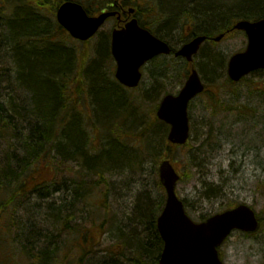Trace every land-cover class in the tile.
<instances>
[{
    "label": "rangeland",
    "instance_id": "1",
    "mask_svg": "<svg viewBox=\"0 0 264 264\" xmlns=\"http://www.w3.org/2000/svg\"><path fill=\"white\" fill-rule=\"evenodd\" d=\"M9 1L0 0V8H3L1 11L9 10L6 9ZM83 1L88 2L92 8L97 2ZM154 1L158 2H131L142 9L143 20L149 26L152 25L154 31H161L166 35V39L172 44L178 47L193 32L201 31L199 24L192 19L198 11L199 0H190L194 3L189 2L187 11H183L189 17L183 22L176 18L168 22L169 12L160 10L159 7L154 9L155 12H145L142 7L150 6ZM211 1L217 7L236 3L235 0ZM160 11L161 18L157 21ZM115 25L116 19L110 18L95 37L79 43L80 50L89 54V63L98 60L100 54L97 53V48L102 42L104 45L109 42L110 45L111 31ZM213 33L219 34V29L218 33ZM69 42L77 43L73 37H70ZM247 43L248 38L243 31H233L220 41H208L196 55L195 65L207 84V90L190 106L191 139L185 146L173 151L175 166L182 175L177 184V193L185 201L187 211L195 220H202L239 203L251 205L262 218L257 231L246 233L235 230L219 248L224 264L264 263V194L259 188L264 183V74L248 76L250 81L242 80L235 84L227 74L229 57L245 49ZM210 52L224 58L223 64L221 62L218 65L216 74L212 73L206 59H203ZM173 58L175 57L161 56L151 61L145 68L140 87L124 89L133 99L130 110L123 114L114 112L109 116L103 115L101 119L96 117L98 112H95L93 121L97 136L100 131L102 133L103 128L117 125L128 134V140H125L128 144L122 146V151L129 154L122 153L123 160L116 162V170L106 172L103 178L99 175L90 176L85 170L78 172L81 171L77 166L79 163L65 166L59 160L57 181L60 190L50 195V198L31 193L21 198L18 209L14 211L18 218L15 220L21 219L25 224L28 222V226L35 228L39 238L28 240L27 235L23 237L28 242L26 246L34 249V259L16 244L13 246V259L17 256L20 264H77V250L71 253V258L66 256L68 243L72 244L69 241L73 233L63 232V220L59 219L58 223L57 220L53 221L46 207L53 200H58V204L63 203V195L74 200L76 191L63 189L64 179L85 174L80 189L83 197L73 201L70 206L73 213L77 212L71 223L77 221V227L81 229H85V225L89 227L87 232L83 230L85 234H81L83 238L86 236L84 240L90 251L83 264H132L127 259L136 253L137 238L141 239L145 235L149 219L160 214V206L162 204L163 209L166 201V190L159 183V166L168 150L159 147L155 136L168 127L162 124L163 121H154L153 118H156V108L162 96L167 92H177L183 86L190 69L185 60ZM100 63V69L104 68V63H108L109 71H115V62L108 55L103 56ZM160 68L161 73L165 72L162 78H159ZM112 77L114 78L113 73ZM92 98L91 94V100L88 99L89 107H94ZM123 106L120 102L121 109ZM103 137L101 135L96 140L95 145L99 148L104 147V140L111 139ZM207 138V146H201ZM151 140L158 148H154L156 144ZM136 152L140 154L136 156L138 158L130 154ZM44 176L52 178L49 172ZM1 215L4 217L5 213ZM80 222L84 226H78ZM30 230L31 228L25 229L24 233ZM11 247V239L0 241V248L8 251ZM2 253L6 254L5 251Z\"/></svg>",
    "mask_w": 264,
    "mask_h": 264
},
{
    "label": "trees",
    "instance_id": "2",
    "mask_svg": "<svg viewBox=\"0 0 264 264\" xmlns=\"http://www.w3.org/2000/svg\"><path fill=\"white\" fill-rule=\"evenodd\" d=\"M64 1L66 0H10L9 7L6 8L9 10L1 11L3 8H0V219H7L0 224L3 226L0 227V233H5L6 238L14 234L12 238L16 242L12 241L8 254L15 253L14 244L19 245L21 250H30L22 235L28 229V223L25 224L21 219L16 221L18 218L14 211L18 209L21 198L28 193L50 198V195L60 190L57 181L59 160L65 166L79 163L77 166L81 171L78 172L85 170L87 175H99L103 178L106 172L116 170V162L122 159L123 154H129L122 151V146L128 144L125 141L128 140V134L119 125L103 128L102 133L100 131L97 136L93 121L95 112H98L96 117L99 119L114 112L123 114L130 110L133 102L131 95L125 92L127 90L112 77L113 72L109 71L108 63H104V68H99L103 56L108 55L113 61L109 42L99 45L98 60L89 63V54L80 50L78 41L76 44L69 42L70 34L56 19V10ZM76 1L82 2L91 15L107 7L113 8L109 6L112 0H97L93 8L86 1L87 4L83 0ZM235 1L230 6L217 7L211 0H199L198 11L192 17L199 28H202L198 33L212 36L213 31L218 33V29L219 32L230 31L239 19L264 18V0ZM189 2L191 1L158 0L142 8L150 13L159 7L160 10L169 12L168 22L175 18L183 22L189 18L183 12L187 11ZM141 12L139 7L134 15L138 17L140 24L152 29L153 26H149L141 17ZM161 13L160 11L156 17L157 21L161 18ZM130 16L127 13L116 19V25L122 26ZM154 32L161 38H167L161 31ZM194 34L196 33L193 32ZM203 59H206L207 66L214 74L218 72V65L224 62V58L215 52L208 53ZM203 71L206 72L204 67ZM262 73L264 74L263 69L251 75L257 77ZM5 75L8 76L3 78ZM152 75L155 77L154 73ZM164 76L165 72L161 73L160 68L159 78ZM242 80L250 81V78L247 76ZM91 94L94 107H89ZM120 102L124 104L122 109ZM139 106L140 103L137 107ZM153 119L160 121L157 116ZM162 124L169 128L166 123ZM168 128L155 136V139L159 147L168 150L164 158H170L174 163L176 157L173 151L186 144L170 143L167 139ZM101 135L111 137L104 140L105 143L101 142L104 144L103 148L95 145ZM208 141L207 138L201 146H207ZM154 148H158V145ZM130 154L135 158L140 155L138 152ZM46 172L52 178L44 176ZM84 175L77 174V177L64 179L63 189L76 191L74 200L67 197L68 200L63 195V203L58 204V200L48 204L46 202L47 213L52 220L62 219L63 232L73 233L69 241L72 244L68 243L66 256L71 258V253L77 250V264H83L90 253L87 241L84 240L86 236H82L85 234L83 230L87 232L89 227L85 225V229H81L77 227V221L71 223L77 212L73 213L70 206L73 201L83 197L80 189ZM159 183L162 185L160 181ZM214 188L212 190L215 192ZM259 188L264 194V183ZM161 210L162 204L160 212ZM1 213H5V216ZM156 218L155 214L149 219L145 235L141 239L137 238L136 253L127 259L132 264H160L164 242L158 231ZM78 224L84 226L81 222Z\"/></svg>",
    "mask_w": 264,
    "mask_h": 264
},
{
    "label": "water",
    "instance_id": "3",
    "mask_svg": "<svg viewBox=\"0 0 264 264\" xmlns=\"http://www.w3.org/2000/svg\"><path fill=\"white\" fill-rule=\"evenodd\" d=\"M115 14V11H103L90 15L82 3L66 0L59 5L56 18L72 37L86 41ZM234 28L245 31L248 37L246 49L233 54L228 62L230 79L239 81L252 71L264 69V18L254 21L241 19ZM223 36L222 33L214 39L219 41ZM206 40L207 35L194 36L175 55L192 61ZM172 50L167 41L140 25L135 16L112 31L111 52L117 63L115 76L128 87L139 85L143 75L141 68L146 62L160 54H170ZM204 89L205 83L198 69L193 67L180 91L167 93L161 99L156 114L170 125L168 140L171 143L182 145L189 139V104ZM159 172L167 195L165 206L157 218V227L164 241L160 264H224L218 247L232 231L253 232L258 229L255 210L244 203L213 214L206 220L195 221L177 193L181 176L169 158L160 163Z\"/></svg>",
    "mask_w": 264,
    "mask_h": 264
},
{
    "label": "flooded vegetation",
    "instance_id": "4",
    "mask_svg": "<svg viewBox=\"0 0 264 264\" xmlns=\"http://www.w3.org/2000/svg\"><path fill=\"white\" fill-rule=\"evenodd\" d=\"M109 6L113 7L112 10H116L118 12V14L120 13L121 15H125L128 12H130V8L131 7H136L133 6L132 3L130 1L127 0H113ZM106 9H109L108 7ZM192 104H190L191 106ZM190 109V108H189ZM191 116H190V126L192 128V124H191ZM1 220V219H0ZM59 221V219H57ZM28 223V222H27ZM28 228H31V230L28 233H23L22 235H27L28 240L33 239L36 240L39 237H37V233L35 231V228L28 226ZM0 236V239L3 240V237ZM28 243V242H26ZM39 252H41V250H39ZM34 257H36V254H34ZM3 264V263H0ZM9 264H14V263H9Z\"/></svg>",
    "mask_w": 264,
    "mask_h": 264
}]
</instances>
